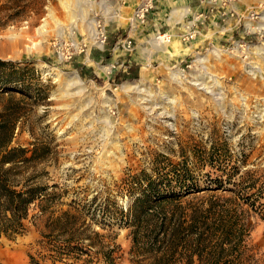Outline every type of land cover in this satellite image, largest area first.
Listing matches in <instances>:
<instances>
[{"label": "rangeland", "instance_id": "1", "mask_svg": "<svg viewBox=\"0 0 264 264\" xmlns=\"http://www.w3.org/2000/svg\"><path fill=\"white\" fill-rule=\"evenodd\" d=\"M139 1L0 0V90L17 89L0 112L19 114L10 146H46L35 178L57 196L0 236V264H28L74 205L89 225L75 264H134L123 179L144 169L180 192L171 163L199 188L182 192L187 210L244 224L233 264H264V0H154L143 20Z\"/></svg>", "mask_w": 264, "mask_h": 264}, {"label": "trees", "instance_id": "2", "mask_svg": "<svg viewBox=\"0 0 264 264\" xmlns=\"http://www.w3.org/2000/svg\"><path fill=\"white\" fill-rule=\"evenodd\" d=\"M9 61L1 60L0 65ZM136 65H129L126 71L133 73ZM130 73V74H131ZM127 73H123L126 76ZM16 88L5 87L1 93ZM19 114L2 109L0 112V236L8 238L22 233L24 219L29 214L32 204L40 210L49 207L57 196L47 191V185L39 183L35 172L44 158L45 145L32 147L10 146L13 129ZM171 163L170 171L174 178H169L180 187L166 193H158V178L141 169L129 173L124 179L129 200L119 209L118 224L128 229L131 246L129 253L134 264H233L239 261L240 246L246 236V228L232 215H215L214 205L209 204L204 210H187L182 203V192L189 193L196 188L189 183L183 173L188 172L187 165L182 172H177ZM52 219L50 232H41L37 239L36 253H29L28 264H75L88 247L83 244L82 236L77 234L88 229V224L80 220L79 207L72 206ZM70 232V238H60ZM99 235L98 231L94 232ZM103 246V245H102ZM103 252L106 261L112 262V249ZM134 259V260H133Z\"/></svg>", "mask_w": 264, "mask_h": 264}, {"label": "built area", "instance_id": "3", "mask_svg": "<svg viewBox=\"0 0 264 264\" xmlns=\"http://www.w3.org/2000/svg\"><path fill=\"white\" fill-rule=\"evenodd\" d=\"M153 1L154 0H140L134 10L135 18H139L143 20L145 12L148 11L153 6ZM193 34H194L193 32H190L189 36L187 35L186 37H192ZM127 45L128 46L130 45V40L127 41Z\"/></svg>", "mask_w": 264, "mask_h": 264}, {"label": "bare ground", "instance_id": "4", "mask_svg": "<svg viewBox=\"0 0 264 264\" xmlns=\"http://www.w3.org/2000/svg\"><path fill=\"white\" fill-rule=\"evenodd\" d=\"M183 12H184V13H183V15H184V14L187 12V10H184ZM263 19H264V18H263ZM260 27H261V26H259L258 28H260ZM263 29H264V28H263ZM92 34L94 35L95 33L93 32ZM154 44L159 45L158 42H154ZM161 49H162V48H161ZM259 49H260V48H259ZM200 61H204V59H200ZM172 76L175 77V78H177V74H175V73H174Z\"/></svg>", "mask_w": 264, "mask_h": 264}, {"label": "crops", "instance_id": "5", "mask_svg": "<svg viewBox=\"0 0 264 264\" xmlns=\"http://www.w3.org/2000/svg\"><path fill=\"white\" fill-rule=\"evenodd\" d=\"M186 10V9H185ZM154 45H156V44H154ZM157 46H159V45H157ZM160 48V47H159ZM162 48V47H161Z\"/></svg>", "mask_w": 264, "mask_h": 264}]
</instances>
